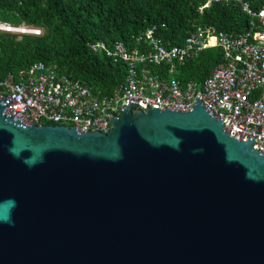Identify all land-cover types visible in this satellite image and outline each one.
Listing matches in <instances>:
<instances>
[{
    "label": "water",
    "instance_id": "1",
    "mask_svg": "<svg viewBox=\"0 0 264 264\" xmlns=\"http://www.w3.org/2000/svg\"><path fill=\"white\" fill-rule=\"evenodd\" d=\"M16 97V96H15ZM0 99V264H264V153L202 103L108 134Z\"/></svg>",
    "mask_w": 264,
    "mask_h": 264
},
{
    "label": "built area",
    "instance_id": "2",
    "mask_svg": "<svg viewBox=\"0 0 264 264\" xmlns=\"http://www.w3.org/2000/svg\"><path fill=\"white\" fill-rule=\"evenodd\" d=\"M233 1L248 17L244 32H220L214 27H197L181 44H171L154 35V29L136 40L143 48H128L121 43L106 46L89 43L96 54L126 66L124 83L111 96H103L81 80L59 73L55 66L34 62L27 69L0 78V99H13L6 109L36 124H58L81 132L108 134L122 108L138 102L133 110L148 107L191 110L198 96L237 140L254 136V148L264 153V7L254 9L243 0H206L211 3ZM0 31L40 34L25 25L0 22ZM219 48L222 62L211 68L200 81L181 82L176 72L187 60L202 51ZM160 66L152 72L149 66ZM161 66H167L165 69Z\"/></svg>",
    "mask_w": 264,
    "mask_h": 264
},
{
    "label": "trees",
    "instance_id": "3",
    "mask_svg": "<svg viewBox=\"0 0 264 264\" xmlns=\"http://www.w3.org/2000/svg\"><path fill=\"white\" fill-rule=\"evenodd\" d=\"M254 9L264 0H243ZM206 0H0V22L25 25L40 34L0 31V78L27 69L34 62L55 66L59 73L81 80L111 96L125 81L127 69L119 62L96 54L89 43L106 46L121 43L143 48L136 38L154 29V35L171 44H181L197 27L220 32H244L248 17L238 4ZM222 62L219 48L202 51L177 69L181 82L202 80ZM164 67V68H163ZM167 66H161L165 69ZM156 72L160 66H149Z\"/></svg>",
    "mask_w": 264,
    "mask_h": 264
}]
</instances>
